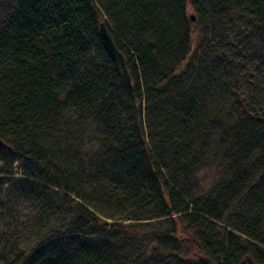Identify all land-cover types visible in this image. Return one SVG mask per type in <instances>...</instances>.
Instances as JSON below:
<instances>
[{
	"label": "trees",
	"instance_id": "obj_1",
	"mask_svg": "<svg viewBox=\"0 0 264 264\" xmlns=\"http://www.w3.org/2000/svg\"><path fill=\"white\" fill-rule=\"evenodd\" d=\"M195 20L225 46L202 49L189 80ZM246 47L261 79L232 93L230 123L212 111L209 154L196 83L232 74ZM0 138V264H264V0H0ZM208 155L223 173L207 187Z\"/></svg>",
	"mask_w": 264,
	"mask_h": 264
},
{
	"label": "rangeland",
	"instance_id": "obj_2",
	"mask_svg": "<svg viewBox=\"0 0 264 264\" xmlns=\"http://www.w3.org/2000/svg\"><path fill=\"white\" fill-rule=\"evenodd\" d=\"M187 11H188V13L192 12V9L190 6L187 7ZM229 19H231V25H230L231 30H230V32L232 30H236V32L240 31L241 30L240 27L237 28V25L241 24V20L239 19L238 14H236L235 12L234 13L230 12L229 16H227L224 23H228ZM206 23H207V20H206ZM205 27H206L205 23H203L199 20H195L194 23L192 24V32H193V34H195V32H197L198 37L193 35L194 37H193V43L191 46V53H190V55H188L191 57V59H189V57H188V58L184 59L183 62L181 63V67H183L186 63H188V70L191 73V77H189V80H191L192 74L196 73V68H197L198 63L195 62V58L197 55L200 54L202 49L211 50L209 56L213 59H214L213 56H215L216 52L218 54H221V55L223 53V52H221L222 49L220 48V46H223V47L225 46L223 41H222V39L224 37L223 30L217 31L215 33V32H212L207 27L209 29V31L204 32L203 28H205ZM203 34H205L207 36H203ZM232 37H234V36H232ZM199 41H202L200 45H198ZM251 54L252 53L249 50H247V47H246L241 52L240 55H237L236 57L234 56L235 58L233 59V62H232L234 66H232V64H231V67L234 68L232 70V74H229V76H224L225 74H222L218 78L220 84H222V85H220L219 82L215 80V74L214 75L209 74L206 77H204L202 75L201 76L202 79L198 80L196 83V85L198 86V88L201 91L206 90V96L204 98H202L201 101H199V102H200L201 108L206 109L205 112L207 113V116L205 118V120H206L205 127H206V129H208L210 131L213 130V134L211 135L210 140H209V145L212 147L209 150V154H212L211 152L213 151L214 144H215V138L217 137V133H218V130H216V127H215L216 125H214L212 122H209V118L212 119V116H211L212 111H213L214 115H216L215 112H217L220 119L230 123L232 120H234V118L230 117L232 119L226 120L227 114H228L226 108L231 107L229 105H232L234 103L235 97L232 95V93L239 94V93H241V91L243 89L247 90V93H249L250 92L249 91L250 85L257 82V80L259 79V74H260L259 65H255V63L249 58ZM247 73H250V74H249V78H247L248 83H245L244 78L242 79L240 76L241 75L246 76V75H248ZM211 76H213V77H211ZM211 80H213V82H210ZM234 80H236L238 87L233 90V88H232L233 86L231 84L234 82ZM248 87H249V89H248ZM209 88L212 90V93L209 92ZM201 91H200V93H201ZM244 95H246V94H244ZM241 100H242V97L240 98V101ZM81 127L85 128L82 124H80L79 128H81ZM81 145L85 146V143L81 142ZM88 146H89V151H91L95 148V145H93V144H89ZM85 149H86V146L84 147L83 150L85 151ZM221 162H222L221 158L216 159V158H213V156H211V155H208V157L205 159L206 164L197 172V175L200 178V180L204 186L208 187L212 180H214L218 176H220V177L222 176L223 168L221 166V164H222ZM19 163H20V161L16 160L13 163V169H17V170L20 169ZM154 219H156V218L141 219L140 221H146V220L152 221ZM4 220H7V218L0 215V226H1L2 221H4ZM108 220H111V219H108ZM118 221L119 222H127V221H131V219H129V220H118ZM55 223H56V221H55ZM149 223H152V222H149ZM178 229H179V227H178ZM226 229H228V227H226ZM184 235L187 236V234H184V232L179 231L177 236H184ZM22 238H24V236H22ZM187 238L189 239L188 236H187ZM1 241L2 240L0 238V244H1ZM141 247L143 249L145 248L146 252L149 251V253H153L152 250L154 248H158L157 244L154 242L152 243L150 240H148V243L145 241ZM194 251H195V247L189 241V245H187V248L182 251V256H185V257L190 256ZM180 255H181V253H180ZM212 262H213V259H212Z\"/></svg>",
	"mask_w": 264,
	"mask_h": 264
},
{
	"label": "water",
	"instance_id": "obj_3",
	"mask_svg": "<svg viewBox=\"0 0 264 264\" xmlns=\"http://www.w3.org/2000/svg\"><path fill=\"white\" fill-rule=\"evenodd\" d=\"M189 19L193 20V15L189 14ZM98 32H99V36L106 48V50L108 51V53L117 61L119 68H120V77H121V81L122 84L125 88V90L129 93L132 94L133 93V89H132V83H131V78H130V74L126 65V61L124 58V55L122 54V52L117 48V46L115 45L111 35L109 34V32L107 31L106 26L104 25V23L101 21L98 24ZM7 146L8 149H11L10 146H8L5 141H3L0 138V147H5ZM198 258L202 261L203 264H212L210 262V260L208 259V257L203 256V255H198ZM237 264H259L257 263L255 260H253V258L249 255L244 256L243 258H241Z\"/></svg>",
	"mask_w": 264,
	"mask_h": 264
}]
</instances>
